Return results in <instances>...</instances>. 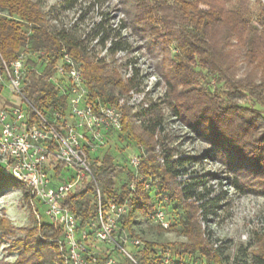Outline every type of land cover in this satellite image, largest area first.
<instances>
[{
	"label": "trees",
	"instance_id": "16d2710c",
	"mask_svg": "<svg viewBox=\"0 0 264 264\" xmlns=\"http://www.w3.org/2000/svg\"><path fill=\"white\" fill-rule=\"evenodd\" d=\"M76 2L61 0L59 12ZM254 4L252 9L250 0H140L130 23L121 21L114 26L104 14L90 29V41L101 47L109 44V57L132 51L127 35L132 37L139 34L137 31L145 34L147 44L152 45L150 49L161 55L156 74L165 84L161 98L131 115L123 113L122 130L110 133L128 131L138 148L145 149L136 170L129 167L126 179L117 186L113 157L107 153L92 156L93 173L102 192L101 204H124L126 212L119 219V227L135 237V225L141 220L149 221L156 210L165 213V207L173 202L179 232L186 238L185 242L167 245L144 241L143 248L133 255L136 262L126 258L122 264H163V254L158 250L169 251L170 264H194L201 257L206 264H225L216 250L205 245L200 225V218L215 215L225 200L223 191L214 193L207 186L211 178L221 176L189 171L193 166H203L208 159L228 160L230 170L234 166V176L226 179L234 188L264 193V6L259 1ZM48 12L42 11L36 0H0V71L3 61L9 64L21 50L25 52L23 94L35 108L48 116L54 110L63 114L67 111L65 95L50 80L62 50L80 68L91 102L117 104L119 95L144 90L145 77L137 61L125 59L121 63L125 69L130 68L129 75L122 78L105 57H93L84 38L76 35V25H51L50 20L58 17H48ZM40 51L43 55H38ZM164 110L192 133L191 139L208 148L200 154H185L164 143L162 137L158 139L164 130ZM126 116L143 118L140 133H135ZM155 146L161 148L160 162L154 155ZM187 175V179L177 180ZM244 176L249 180L243 181ZM131 182L133 188L129 187ZM4 187L22 191L32 222L31 227L20 229L23 236L12 242L11 247L18 251L15 264H65V250H60L58 242L61 229L38 222L26 188L0 170V188ZM93 190L94 184L84 181L63 202L80 215L82 227L97 211ZM174 226L169 223L164 229L157 225L162 231L173 230ZM13 229L0 214V231L7 235ZM254 245L248 262L235 256L226 264H264V234ZM183 256L189 257L191 263L182 261Z\"/></svg>",
	"mask_w": 264,
	"mask_h": 264
},
{
	"label": "built area",
	"instance_id": "2783aa9c",
	"mask_svg": "<svg viewBox=\"0 0 264 264\" xmlns=\"http://www.w3.org/2000/svg\"><path fill=\"white\" fill-rule=\"evenodd\" d=\"M43 55V52H38ZM25 54L6 64L0 71V84L11 93L10 104L0 106V170L13 177L27 190L38 222L43 216L62 231L58 241L65 250V264H122L116 257L125 256L134 263L128 251L142 249L143 243L119 227L126 212L124 204L109 201L101 204L102 192L94 173L92 156L105 147L111 132H120L123 116L116 104L91 102L80 68L70 55H62L50 77L55 88L66 97L67 111L54 110L50 116L35 108L24 96ZM141 153L127 157V165L136 170ZM139 180L142 177L137 176ZM84 181L94 184L97 211L84 227L81 217L63 202ZM149 182L146 183V186ZM133 188V182L129 184ZM149 221L166 229L169 222L163 210H156ZM102 244L105 249L98 248ZM163 264H170L168 250Z\"/></svg>",
	"mask_w": 264,
	"mask_h": 264
},
{
	"label": "rangeland",
	"instance_id": "374dc122",
	"mask_svg": "<svg viewBox=\"0 0 264 264\" xmlns=\"http://www.w3.org/2000/svg\"><path fill=\"white\" fill-rule=\"evenodd\" d=\"M35 1V0H32ZM39 1L42 11H49V16L56 15L57 20L49 22L51 25L63 27L75 26L76 35L84 38L87 49L90 50L94 58L105 57L111 67L118 71L119 75L124 78L129 75L130 68L121 66L125 59L137 61V66L144 75V90L142 92L128 91L119 95L117 104L123 113L131 115L140 108L145 107L150 101L161 98L165 92L164 80L156 74L157 65L160 63L161 55L155 50L150 49L152 45L147 44L145 34L137 31L129 37L132 44L130 53L118 52L113 57L106 56V47H101L95 44L96 41H90V29L93 24L99 21L104 14H107L108 20L114 26H118L121 21L130 23L135 9L139 6L140 0H77L76 4L64 12H59V2L61 0H36ZM252 9L255 8V1H259L264 6V0H250ZM143 47V48H139ZM23 54L25 52L21 50ZM11 93L6 83L0 84V106L10 104ZM126 121L133 124L135 133L141 132L143 118L134 117V119L126 116ZM163 131H160L158 139L169 146L178 148L185 154H200L205 151L208 146L197 139H191L192 133L188 132L180 122L173 117L169 112L164 110ZM134 135L126 131L124 133L110 134L105 147L100 151L99 157L105 153L113 157L114 165H117V174L115 178L116 185L119 186L121 181L126 179V171L129 169L127 165V157L135 152L146 154L144 148H138ZM146 138L145 135H142ZM157 138V132L154 139ZM161 148L155 146L154 155L158 162L161 161ZM228 160L222 162L220 160H205L203 166L195 165L189 171H209L217 173L221 178H211L207 186L214 191H223L225 200L221 202V207L217 209L216 214L208 216L206 219L200 218V225L203 231V240L205 245L216 250L220 254L223 262L230 263L231 259L244 258L248 259L255 248L258 236L264 234V193L257 194L255 192H241L234 188L227 177L230 179L234 176L233 167L229 168ZM193 169V170H192ZM232 171V172H231ZM236 172V171H235ZM241 175V174H240ZM187 176H179L177 180L187 179ZM225 179V180H223ZM243 181H248L249 178L242 177ZM259 189L258 186L255 187ZM154 192H152L153 194ZM174 203L171 202L165 207V217L167 221L174 226L173 230L162 231L156 224L141 220L134 226V235L140 241H151L156 243H177L185 242L186 238L179 232L178 219ZM39 213L43 222H48L43 216V210L39 206ZM0 214L6 217L13 226L12 233L3 234L0 231V264H15L18 259V251L13 249L12 242L23 236L20 229H27L32 226L31 218L28 210V203L23 199L22 191L14 187L0 188ZM37 219V217H36ZM38 221V220H37ZM98 248L105 249L102 244L97 245ZM128 251L132 255L139 251L138 249L129 246ZM172 259H173V255ZM121 262L125 261V256H117ZM175 258V257H174ZM182 261L191 263L189 257L183 256ZM176 260V258H175ZM172 261V260H171ZM248 262V261H247ZM194 264H206L204 258H199ZM213 264V263H211Z\"/></svg>",
	"mask_w": 264,
	"mask_h": 264
}]
</instances>
